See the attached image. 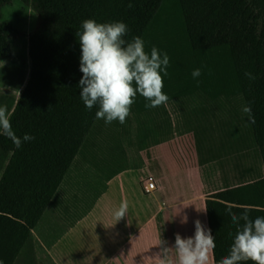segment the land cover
I'll use <instances>...</instances> for the list:
<instances>
[{
  "label": "clouds",
  "instance_id": "1",
  "mask_svg": "<svg viewBox=\"0 0 264 264\" xmlns=\"http://www.w3.org/2000/svg\"><path fill=\"white\" fill-rule=\"evenodd\" d=\"M127 34L128 26L124 22L99 23L95 19H85L81 30L76 33L82 53L80 97L87 109L98 107L96 119L104 120L106 124L114 121L126 123L137 94L147 101L146 108L166 105L169 100L163 91V77L168 75L170 63L168 54H161L156 47L146 51L141 37L129 41L125 39ZM201 75L199 68L192 72L193 79ZM245 75L255 79L252 73L246 72ZM244 111L251 116L250 107H245ZM0 134L11 139L17 148L23 142L35 139L30 134H25L22 139L16 136L6 106H0ZM228 214L237 231L229 254L218 264H246L249 261L264 264V216L252 219L248 210L237 215L231 209H228ZM126 215L128 204L123 201L113 212V217L117 223ZM214 249V236L196 220L193 236L184 238L177 233L174 247L163 248L157 256L160 264H209L210 253ZM171 250L175 253L174 260L169 258Z\"/></svg>",
  "mask_w": 264,
  "mask_h": 264
}]
</instances>
